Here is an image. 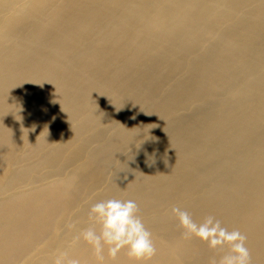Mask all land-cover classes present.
<instances>
[{
    "label": "bare ground",
    "instance_id": "bare-ground-1",
    "mask_svg": "<svg viewBox=\"0 0 264 264\" xmlns=\"http://www.w3.org/2000/svg\"><path fill=\"white\" fill-rule=\"evenodd\" d=\"M108 198L138 204L147 264L224 254L185 239L173 206L264 264V0H0V264H94L73 237Z\"/></svg>",
    "mask_w": 264,
    "mask_h": 264
},
{
    "label": "clouds",
    "instance_id": "clouds-1",
    "mask_svg": "<svg viewBox=\"0 0 264 264\" xmlns=\"http://www.w3.org/2000/svg\"><path fill=\"white\" fill-rule=\"evenodd\" d=\"M138 213V204L132 199L97 201L88 210L87 226L73 237V242L82 240L90 246L94 264L116 261L121 252L126 254L129 264H147L156 254V246L152 233ZM170 214L178 221L185 239L195 238L213 252L225 250L218 258L212 257L209 264H251L246 236L238 229L223 226L211 215L197 222L188 211L178 206H173ZM52 264L83 262L70 255L68 250H61Z\"/></svg>",
    "mask_w": 264,
    "mask_h": 264
},
{
    "label": "rangeland",
    "instance_id": "rangeland-1",
    "mask_svg": "<svg viewBox=\"0 0 264 264\" xmlns=\"http://www.w3.org/2000/svg\"><path fill=\"white\" fill-rule=\"evenodd\" d=\"M197 54V53H196ZM101 126H96L94 127L93 129H91L88 133H86L85 135H83V139L89 137L90 135H92L94 132H96L98 129H100ZM105 128H106V137H109L111 136L115 131H116V125L115 123H108V124H105ZM30 146V144H29ZM95 145H91L90 149H92ZM136 146L134 145L133 147L129 148L128 151L132 150L133 148H135ZM127 151V152H128ZM119 163H120V158L117 159V161H115L113 164H111L106 170V174H105V179L103 181V183L98 186V188H96L92 193L89 194L88 198H92L93 196L99 194L100 192L103 191V189L105 188L107 182L109 180H111L115 175H116V172H117V169H118V166H119ZM78 165V163H76L75 165H68V166H65V168L63 169V172L62 174H60L59 176H54L53 174L49 173L48 170L46 171L45 169L42 170L41 174H42V178L41 180H35L33 179L32 182H30L29 184H24L22 185L23 188H32L34 186H39L41 184H46V183H49V182H52L54 180H58L59 178H63L66 176V174H68L72 169H74L76 166ZM26 186V187H25Z\"/></svg>",
    "mask_w": 264,
    "mask_h": 264
}]
</instances>
